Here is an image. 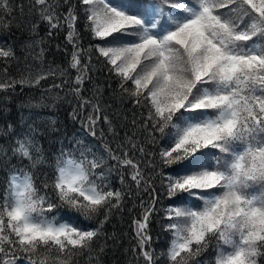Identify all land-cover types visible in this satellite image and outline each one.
Masks as SVG:
<instances>
[{
    "label": "snow or ice",
    "instance_id": "obj_1",
    "mask_svg": "<svg viewBox=\"0 0 264 264\" xmlns=\"http://www.w3.org/2000/svg\"><path fill=\"white\" fill-rule=\"evenodd\" d=\"M79 4V10L72 4L63 14L74 49L70 67L78 73L75 84L83 85L91 64V56L89 64L81 63V53L95 48L119 80L121 98H130L143 110L139 127L126 136L127 148L117 145L114 151L104 144L106 156L83 140L76 141L79 147L73 152L62 149L51 180L45 178L41 187L32 172L46 162L41 149L30 135L17 137L12 155L28 160L29 168L14 167L0 195V264H17L21 253L27 264H72L74 256L91 252L128 195L111 184L118 172L124 185L125 168L137 189H151L147 205L141 202V218L133 221L145 264H156L149 227L153 214L161 210L167 221L164 230L172 234L166 253L169 264H188L212 240L217 245L215 264H257L256 258L264 255V0H79ZM33 6H39V17L50 28L61 26L58 0H34ZM14 7L10 0H0V24L7 26L5 17ZM81 18L98 41L88 49L80 46ZM43 52L41 48V56ZM12 56L11 48H0V57ZM49 73L0 80V91L17 84L38 85ZM72 91L79 96L80 87ZM92 108L101 111L98 103ZM103 119L112 131L111 121L106 115ZM99 120V115L87 118L93 137ZM161 140L167 143L158 151L159 161L148 159L154 154L145 144ZM109 160L115 164L109 165ZM161 165L171 169L159 173L167 180L171 201L163 209L156 206V189L145 173L146 168ZM257 185L259 191H249ZM61 206L86 220L103 218L98 227L85 229L49 215Z\"/></svg>",
    "mask_w": 264,
    "mask_h": 264
},
{
    "label": "trees",
    "instance_id": "obj_2",
    "mask_svg": "<svg viewBox=\"0 0 264 264\" xmlns=\"http://www.w3.org/2000/svg\"><path fill=\"white\" fill-rule=\"evenodd\" d=\"M10 2L15 7L12 15L5 17L8 21L7 26L0 24V48L4 50L11 48L13 56L0 57V80H19L22 76L34 77L40 73H49V69L51 72L38 85L17 84L14 89L0 91V149H3L0 153V195L5 191L8 174L14 167L29 168L28 160L12 155L11 148L17 137L30 135L41 149L46 162L32 170L36 185L41 187L45 178L51 180L52 166L61 150L73 152L79 147L77 140H83L85 146L105 156L104 144L114 151H118L117 145L127 148L126 136H131L139 127L140 113L143 111L136 108L130 98H121L119 80L108 71V66L103 58L98 56L95 48L90 53H81V63L89 64L88 58L91 56V64L83 85L75 84L78 73L76 69L70 67L74 49L67 39L69 29L63 24V14H66L72 4L79 10L81 8L79 0H68L67 4L64 0H58L57 13L61 15V26L57 28H50L46 21L40 19L39 6H33L34 0ZM78 14L83 16L82 11ZM33 25L36 27L33 28ZM77 30L80 34L81 48L88 49L98 43L85 28L82 18L77 20ZM36 41L41 43L37 44ZM41 48L44 49L42 56ZM76 87H80L79 96L72 91ZM85 100L89 103L84 104ZM96 103L101 107L100 113L93 112L92 105ZM89 115L100 116L95 137L90 135L86 128ZM105 115L111 121L112 131H109V124L103 119ZM134 119L137 121L136 125L132 123ZM30 129L34 132H30ZM101 132L103 136L100 135ZM136 138L144 143L141 133H137ZM166 143V140H161L156 145L145 144L146 150L154 154L148 159L159 161L158 151ZM75 154L79 155L78 152ZM129 155L140 158L135 152L130 151ZM108 163L115 164L111 160ZM161 170L164 173L171 171L161 165L146 168L145 173L152 177L150 183L158 196L156 206L163 209L171 201L166 196L167 180L159 175ZM122 171L124 185L120 184L118 172L113 174L111 181L113 189H122L128 193L124 197L121 209L113 211L102 230L104 235L94 241L92 251L74 256L72 264H145L137 246L133 221L141 218V202L147 205L151 199V189L147 192L137 189L128 174L130 170L125 168ZM48 191L51 192V189ZM249 191H259V186H253ZM49 215H56L61 220L68 219L85 229L98 227L99 220L103 218L101 215L86 220L79 212L66 206L54 209ZM166 223L162 210L153 214L149 232L152 236L151 248L154 249L156 264H169L166 253L172 234L164 230L163 226ZM227 250L225 247V251ZM24 255L20 254L17 264H27ZM216 255L217 245L215 240H212L208 248L190 259L188 264H215ZM256 260L257 264H264V255L258 256Z\"/></svg>",
    "mask_w": 264,
    "mask_h": 264
},
{
    "label": "rangeland",
    "instance_id": "obj_3",
    "mask_svg": "<svg viewBox=\"0 0 264 264\" xmlns=\"http://www.w3.org/2000/svg\"><path fill=\"white\" fill-rule=\"evenodd\" d=\"M254 187H257V186H254Z\"/></svg>",
    "mask_w": 264,
    "mask_h": 264
}]
</instances>
